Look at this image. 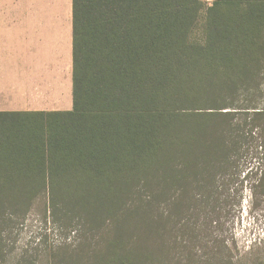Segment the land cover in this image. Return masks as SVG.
Listing matches in <instances>:
<instances>
[{
  "label": "trees",
  "instance_id": "trees-1",
  "mask_svg": "<svg viewBox=\"0 0 264 264\" xmlns=\"http://www.w3.org/2000/svg\"><path fill=\"white\" fill-rule=\"evenodd\" d=\"M73 21V110L0 113V264L40 199L49 264H232L212 195L264 136V0H73Z\"/></svg>",
  "mask_w": 264,
  "mask_h": 264
},
{
  "label": "crops",
  "instance_id": "crops-1",
  "mask_svg": "<svg viewBox=\"0 0 264 264\" xmlns=\"http://www.w3.org/2000/svg\"><path fill=\"white\" fill-rule=\"evenodd\" d=\"M73 0H0V113L74 107Z\"/></svg>",
  "mask_w": 264,
  "mask_h": 264
},
{
  "label": "rangeland",
  "instance_id": "rangeland-1",
  "mask_svg": "<svg viewBox=\"0 0 264 264\" xmlns=\"http://www.w3.org/2000/svg\"><path fill=\"white\" fill-rule=\"evenodd\" d=\"M210 7L214 0H201ZM195 39H201L197 30ZM264 69V68H261ZM261 105L264 108V100ZM247 117L242 111H236L234 124L244 123ZM250 127H248L249 129ZM247 129L241 141L240 151L236 154L237 184L219 186L220 191L213 197L228 198L234 202L233 211L225 218L224 231L221 237L225 241L226 260L232 264H264V186L253 191L264 178V136L258 129L252 132ZM229 176L227 175L226 178ZM224 184V180H221ZM257 199V202H256ZM47 200L36 201L31 213L13 230L9 240L10 250L6 261L1 264H14L22 252L33 257L34 264H49V246H56L62 236L55 229L50 216L45 212Z\"/></svg>",
  "mask_w": 264,
  "mask_h": 264
}]
</instances>
